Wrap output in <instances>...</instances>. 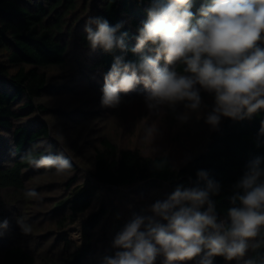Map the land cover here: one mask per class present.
<instances>
[{"label":"trees","instance_id":"1","mask_svg":"<svg viewBox=\"0 0 264 264\" xmlns=\"http://www.w3.org/2000/svg\"><path fill=\"white\" fill-rule=\"evenodd\" d=\"M153 2L0 0V224L8 221L6 229L0 228V264H105L106 257L122 251L114 247V239L125 225L135 216H151V205L167 199L178 185L196 186L199 170L221 185L212 199L218 218L227 219L234 185L247 163L258 157L264 161L260 132L264 110L242 120L222 117L215 129L205 117L200 119L202 110H189L185 127L191 131L205 122L207 134L180 139V146L150 149L143 141L131 144L116 137L112 118L118 107L101 102L104 76L117 55L126 61L154 55L150 47L140 54L131 51ZM205 2L192 0L197 18ZM89 17L121 25L117 34H126L128 51L92 50L85 32ZM161 66L183 74L182 65H165L162 60ZM64 92L72 99H51ZM146 92L140 84L120 96L142 98ZM201 95L203 101L211 100L203 109L208 113L213 97L203 91ZM29 153L36 159L62 153L72 167L57 175L30 164ZM28 190H35L38 197L26 198ZM99 192L102 204L83 222L82 246L58 236ZM20 218L31 225L30 233L21 230ZM259 257L264 264V249ZM200 260L198 256L176 264H200ZM155 264H165L164 257L158 256ZM212 264H243V260L215 256Z\"/></svg>","mask_w":264,"mask_h":264},{"label":"clouds","instance_id":"2","mask_svg":"<svg viewBox=\"0 0 264 264\" xmlns=\"http://www.w3.org/2000/svg\"><path fill=\"white\" fill-rule=\"evenodd\" d=\"M192 0H154L147 10V20L138 29L133 54L150 47L154 55L137 61L114 58L104 76L102 104L116 107L120 93H129L137 85L147 89L144 97L149 110L175 109L183 103L186 109L199 112L207 108L201 91L213 97V106L205 122L217 128L222 117L233 120L250 118L264 110V0H206L198 18L191 11ZM94 25V27H93ZM121 25L112 26L101 17H89L85 32L92 50L126 53ZM165 65H182L183 74ZM188 114L177 117L181 122ZM264 134V122H261ZM37 168L55 170L57 175L71 169V161L62 153L27 157ZM264 161L256 158L246 165L234 185L232 207L227 219H219L216 202L221 185L205 170L197 172V185H178L163 201H156L151 216H135L114 239L122 249L105 264H155L163 256L165 264L193 260L212 264V258L243 260V264H260L264 249ZM204 182V187L199 182ZM242 192V194H241ZM36 198L35 190L24 193ZM28 234L31 225L18 220ZM4 220L0 228L6 229ZM256 255L248 256L249 252ZM203 254V255H202ZM247 257V258H246Z\"/></svg>","mask_w":264,"mask_h":264},{"label":"rangeland","instance_id":"3","mask_svg":"<svg viewBox=\"0 0 264 264\" xmlns=\"http://www.w3.org/2000/svg\"><path fill=\"white\" fill-rule=\"evenodd\" d=\"M70 80V84L73 85L74 78H71ZM73 87L71 91L72 93L75 89V87ZM61 95L62 96H55L51 99L53 101L72 99L67 92H64ZM144 97H133L128 100L121 99L120 104L116 106L118 109L112 118L114 120L115 135L124 142L130 141L132 144L137 141H143L150 149H163L168 148L172 143L176 146L177 144L180 146V139L186 141L191 140L193 134H207L205 133L206 127H203V123L205 122L190 127V131L188 127H185V122H181L177 119L179 115L187 113L189 117L188 120H190L191 115H189V109H186L183 103H178L180 106L177 108L175 106L174 110L168 107H163L159 111L149 110L145 104ZM207 101H211L209 100V97H206V100L204 101V104H206L208 108L209 103ZM207 108L201 109L202 111H200L199 114L200 119L206 117L207 113L206 111H203V109L207 110ZM129 130L132 131L129 132ZM102 199L103 195L99 192L90 207L79 215L77 221L58 232L57 235L67 236L82 246L83 222L86 221L91 214L100 210Z\"/></svg>","mask_w":264,"mask_h":264}]
</instances>
